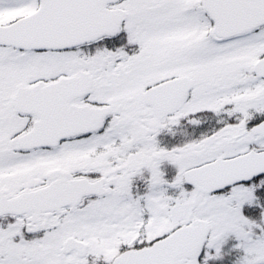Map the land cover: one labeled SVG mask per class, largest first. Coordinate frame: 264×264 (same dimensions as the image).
<instances>
[{
    "label": "snow or ice",
    "instance_id": "obj_1",
    "mask_svg": "<svg viewBox=\"0 0 264 264\" xmlns=\"http://www.w3.org/2000/svg\"><path fill=\"white\" fill-rule=\"evenodd\" d=\"M0 264H264V0H0Z\"/></svg>",
    "mask_w": 264,
    "mask_h": 264
}]
</instances>
